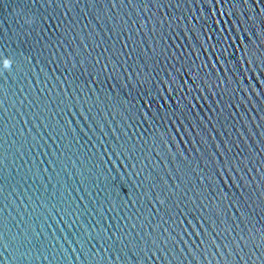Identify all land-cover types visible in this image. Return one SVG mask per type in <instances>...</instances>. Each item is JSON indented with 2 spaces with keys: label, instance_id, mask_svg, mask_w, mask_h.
<instances>
[{
  "label": "water",
  "instance_id": "1",
  "mask_svg": "<svg viewBox=\"0 0 264 264\" xmlns=\"http://www.w3.org/2000/svg\"><path fill=\"white\" fill-rule=\"evenodd\" d=\"M0 264H264V0H0Z\"/></svg>",
  "mask_w": 264,
  "mask_h": 264
}]
</instances>
